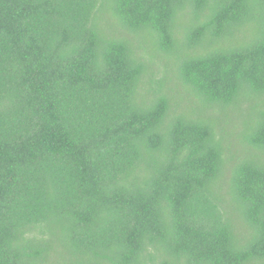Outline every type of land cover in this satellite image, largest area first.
<instances>
[{
    "label": "trees",
    "instance_id": "16d2710c",
    "mask_svg": "<svg viewBox=\"0 0 264 264\" xmlns=\"http://www.w3.org/2000/svg\"><path fill=\"white\" fill-rule=\"evenodd\" d=\"M0 264H264V0H0Z\"/></svg>",
    "mask_w": 264,
    "mask_h": 264
},
{
    "label": "rangeland",
    "instance_id": "374dc122",
    "mask_svg": "<svg viewBox=\"0 0 264 264\" xmlns=\"http://www.w3.org/2000/svg\"><path fill=\"white\" fill-rule=\"evenodd\" d=\"M110 4H111V0H107V6H108V8L110 7Z\"/></svg>",
    "mask_w": 264,
    "mask_h": 264
}]
</instances>
